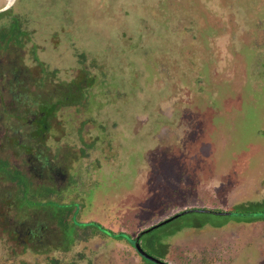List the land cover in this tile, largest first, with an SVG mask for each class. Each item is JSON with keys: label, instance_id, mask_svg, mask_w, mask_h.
Masks as SVG:
<instances>
[{"label": "rangeland", "instance_id": "obj_1", "mask_svg": "<svg viewBox=\"0 0 264 264\" xmlns=\"http://www.w3.org/2000/svg\"><path fill=\"white\" fill-rule=\"evenodd\" d=\"M7 3L0 29L15 18L24 35L0 42V159L31 190L0 176V264H147L105 230L135 240L192 209L231 214L186 213L141 247L167 264H264V0ZM76 79L78 105L31 130L36 104Z\"/></svg>", "mask_w": 264, "mask_h": 264}, {"label": "flooded vegetation", "instance_id": "obj_2", "mask_svg": "<svg viewBox=\"0 0 264 264\" xmlns=\"http://www.w3.org/2000/svg\"><path fill=\"white\" fill-rule=\"evenodd\" d=\"M12 3H13V0H8L7 6H10ZM3 11L5 12L6 9ZM77 79L75 81L73 80L72 82H70V84L67 85V89L65 92H63V93L60 92V95L57 93H54V95H51L48 99H44L43 102H41L40 104H36V106H35L36 109L34 110V113H32L33 119L31 121H29V123H28V127L31 128V130L33 129L34 132L36 133L38 131L42 132L43 129L48 128V125L49 126L51 125L52 120L54 119V117H55L57 111L60 109L61 105L64 104V101H67L71 104L78 105L80 100L84 97V93H83V90L81 89V87L78 86L79 81ZM91 82H92V79H89L88 83L93 86L94 81L92 82V84H91ZM87 88H89V87H87ZM7 138H8V136H7ZM9 142L11 143V140ZM19 146L21 149H23L22 152H25V154H28L30 152L29 149L25 147V145L22 144ZM35 159H36V157H35ZM14 169L16 171L20 172L26 178H28L27 175L18 167H14ZM51 170H52V174H53V172H56V175L59 174V177H60L59 178L60 179V183H59L60 186L59 187L56 186L55 189L52 187V190H51L52 193H53V191L55 193H57L58 191L60 192L62 189V186H64V183H65L66 178H67V174H63V173L59 172V170L56 171L57 168L54 166ZM27 193H29V192H27ZM24 195H26V194H24ZM64 211H65V213L69 212V210H66V209H64L63 212ZM212 212H219V211H212ZM59 213L61 214V212H58V214ZM54 214H56V213H54Z\"/></svg>", "mask_w": 264, "mask_h": 264}, {"label": "trees", "instance_id": "obj_3", "mask_svg": "<svg viewBox=\"0 0 264 264\" xmlns=\"http://www.w3.org/2000/svg\"><path fill=\"white\" fill-rule=\"evenodd\" d=\"M23 35H24V32H22L20 30L19 20L14 18L9 23L8 29H4V28L0 29V42L2 44H4L5 46H8V45L21 46L20 37ZM2 85H3V83H2ZM7 92H9V91H7ZM27 104H29V103H27ZM32 105H30V106L32 107ZM17 111H18V109H14V111L12 110V112H17ZM11 116L15 117L17 119L20 118V116H18L17 113H11ZM12 132H15V130H12ZM11 143L13 144L14 147H19V148H20L19 145H22V144L25 145L23 142L19 143L14 138H12ZM0 176L2 177L1 178L2 180H5V181L10 182V183H14L17 187H21L20 189L23 190L24 194H26L27 192H29L31 190L30 189L31 188L30 180L28 178H26L24 175H22L20 172L16 171L14 169V167H12L7 160H1L0 159ZM192 212H194V211H192ZM194 213H198V212H194ZM230 214L231 213H229L228 215H230ZM238 215L249 216L247 213H241ZM248 221H250V219H247L246 222H248ZM65 229H66V227H65ZM153 230H151V231H153ZM105 231H106V234L113 236L114 239H116V240H120V239L123 240L124 239L126 242H128L129 244H131L134 247V240H132L128 235H126L124 238V237H122V235H124V233L114 234L111 231H108V230H105ZM147 244L149 245V242H147ZM145 247H147V246H145ZM134 249H135V247H134ZM139 256L141 258L145 259L141 255H139ZM145 260H146L147 264H153L150 261H148L147 259H145Z\"/></svg>", "mask_w": 264, "mask_h": 264}, {"label": "water", "instance_id": "obj_4", "mask_svg": "<svg viewBox=\"0 0 264 264\" xmlns=\"http://www.w3.org/2000/svg\"><path fill=\"white\" fill-rule=\"evenodd\" d=\"M192 211H194V212H203V213H217V214H220V215H226V214H228V213H226V212H212V211H210V210H206V209H194V210L192 209V210H185V211H182V212H180V213H177V214H175V215H173V216H171V217H169V218H167V219H165V220H163V221H161V222H159V223H157V224H155V225L149 227L148 229H146V230L140 232V233L137 235V237L135 238V240H134V247H135V250L137 251V253H138L139 255H141L142 257H144L145 259H147L148 261H150L151 263H153V264H167V263H165L164 261H162V260H160V259H158V258L152 256V255L149 254L148 252H146V251L141 247L139 240H140V238L142 237L143 234L148 233V232H150L151 230H153V229H155V228H157V227H159V226H162V225H164V224L170 222L171 220L176 219V218H178L179 216H182V215H184V214H186V213H189V212H192Z\"/></svg>", "mask_w": 264, "mask_h": 264}, {"label": "bare ground", "instance_id": "obj_5", "mask_svg": "<svg viewBox=\"0 0 264 264\" xmlns=\"http://www.w3.org/2000/svg\"><path fill=\"white\" fill-rule=\"evenodd\" d=\"M221 164V163H220Z\"/></svg>", "mask_w": 264, "mask_h": 264}]
</instances>
